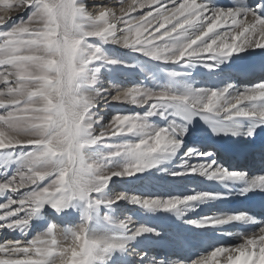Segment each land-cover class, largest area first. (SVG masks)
<instances>
[{
  "label": "snow or ice",
  "instance_id": "1",
  "mask_svg": "<svg viewBox=\"0 0 264 264\" xmlns=\"http://www.w3.org/2000/svg\"><path fill=\"white\" fill-rule=\"evenodd\" d=\"M0 8V230L25 237L0 242V264H264V220L243 211L192 218L233 196L264 198V174L217 159L264 163V0H0ZM256 50L261 75L246 83ZM116 68L144 79L106 88L102 76ZM201 69L210 86L197 82ZM200 125L213 143L189 147ZM153 171L199 175L225 191L135 194L131 186ZM118 182L128 187L117 192ZM122 203L181 222L188 235L178 244L208 243L225 226L256 230L157 259L148 248L163 229Z\"/></svg>",
  "mask_w": 264,
  "mask_h": 264
},
{
  "label": "bare ground",
  "instance_id": "2",
  "mask_svg": "<svg viewBox=\"0 0 264 264\" xmlns=\"http://www.w3.org/2000/svg\"><path fill=\"white\" fill-rule=\"evenodd\" d=\"M218 2L222 5L229 4L231 0H218ZM249 3H252L253 0H248ZM147 9H145L146 11ZM4 15H7L4 12ZM111 46V45H110ZM120 54L127 53L126 49H123L119 46L112 45ZM257 51V55L254 57L249 58V63L254 70V75L249 77H241L246 83L247 82H258L260 78V56L259 50ZM196 80L198 83H202L204 86H210L214 83L212 78H209L205 72V70L201 69L196 73ZM125 86V85H123ZM102 108L104 106L102 105ZM106 108H104L105 111ZM109 114V113H108ZM202 125L198 126L197 131L194 135L187 138V144L189 147H198L204 149L210 146L213 141L204 133L202 130ZM258 157H242V156H233L228 155L223 152L219 153L217 156L218 162L224 164L225 166L231 169H239L245 170L249 172V174H264L262 169L264 166H259L257 162ZM192 164L197 163H205L206 160L204 159H197L193 158L189 161ZM149 173H145L144 177L147 176ZM147 178V177H146ZM168 178V177H167ZM167 180L169 186L173 189L171 194H190V192L195 189L197 191H214V192H223L225 191L223 185H220L215 182H209L205 178L199 175H186L183 177H176L172 178L169 177ZM167 184V183H166ZM168 187V186H167ZM123 189V186L120 184L116 187L115 191H120ZM152 192V191H151ZM135 194L141 195H154L152 193H145L136 191ZM121 208L128 211L134 212V214H143L138 210L133 208L130 205L121 204ZM247 212L250 215H254L256 219L264 220V198L259 196L252 197L249 199H245L243 197H236L233 196L230 199L212 202L210 204H206L202 206V209L196 214L193 215L192 218H197V216L203 215H214L218 213H234V212ZM153 217V216H152ZM157 218V222L150 224L149 221L146 219L148 217H144L141 221L138 222H145L148 226H153L158 229H163L164 239L159 242L149 246V255L155 256L157 259H165L171 261L180 260L183 258L191 257L194 253L202 251L204 248L208 247V243H224L228 244L236 240V234L241 231H248L252 232L254 229L253 226H244V227H232V226H225L223 232L219 236H204L203 239L208 243L199 244L193 242L192 244H178L176 243L177 239L181 236L188 235L185 232V226L176 221L175 218L169 217L163 214H158L154 216ZM204 231V230H198ZM19 233H12L5 230H0V242L4 240H11V239H24ZM31 238V237H28Z\"/></svg>",
  "mask_w": 264,
  "mask_h": 264
},
{
  "label": "rangeland",
  "instance_id": "3",
  "mask_svg": "<svg viewBox=\"0 0 264 264\" xmlns=\"http://www.w3.org/2000/svg\"><path fill=\"white\" fill-rule=\"evenodd\" d=\"M4 14H5L4 11L2 10V8H0V15H4ZM12 15L15 17L17 14L12 13ZM107 47L109 48L112 55L122 56V57H125V59H128L126 52L123 54H120L117 50H115L114 47H112V45L111 46L109 45ZM135 62H136L135 60L131 61V63H135ZM143 79H144V76L139 72V70L132 69V68H116L111 72H105L102 76V82L106 88L109 87L110 82H116L121 85L130 86L132 83L141 81ZM118 107H119V110L122 112H135V111L141 110L139 107L133 106L130 104H123V105H119ZM114 110H115L114 107H109L105 109V111L109 113L108 114L109 117L112 114H114ZM180 163H181L180 161H177L176 164L173 165V167H179ZM167 177L169 178L171 176L164 172L153 171L151 174H148L147 176H145L141 182H137L134 186H131V187L134 192L139 191V192H145V193H152L154 195H166L168 193H171L173 190L169 186L170 184H168V182L170 181L167 180L168 179ZM120 184L123 186V188L128 187L127 185L118 182L115 185V189ZM0 202H3L2 198H0ZM132 213L134 214V212ZM134 217L138 218V220L140 219L139 221L144 219V216L139 215V214H134ZM146 220L149 221L150 224L157 222V218L154 216L153 217L149 216ZM33 235H35V233H33Z\"/></svg>",
  "mask_w": 264,
  "mask_h": 264
}]
</instances>
